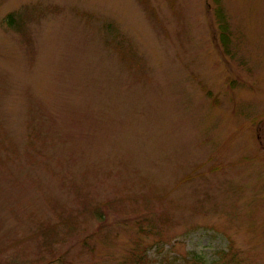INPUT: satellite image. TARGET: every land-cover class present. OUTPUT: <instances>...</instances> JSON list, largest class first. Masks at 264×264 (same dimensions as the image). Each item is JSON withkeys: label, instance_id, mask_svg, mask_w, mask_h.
I'll list each match as a JSON object with an SVG mask.
<instances>
[{"label": "rangeland", "instance_id": "obj_1", "mask_svg": "<svg viewBox=\"0 0 264 264\" xmlns=\"http://www.w3.org/2000/svg\"><path fill=\"white\" fill-rule=\"evenodd\" d=\"M218 1L0 0V264H264V0Z\"/></svg>", "mask_w": 264, "mask_h": 264}, {"label": "trees", "instance_id": "obj_2", "mask_svg": "<svg viewBox=\"0 0 264 264\" xmlns=\"http://www.w3.org/2000/svg\"><path fill=\"white\" fill-rule=\"evenodd\" d=\"M215 1L218 2V4H219L218 0H215ZM145 4H147V3L145 2ZM216 13H217L218 19L221 21L220 22L221 23V27H220L221 41L220 42H222L223 48L227 49L229 47V41H228V37H227V34L229 32V24L226 21V17L224 15L222 9L219 8ZM5 22L9 28L14 29V30H21L24 27L23 26L24 25L23 24L24 23V17L19 15L18 13H10L9 15H7ZM191 264H206V263L204 262V260L201 257L196 256V258H193ZM227 264H230V263L227 262ZM237 264H238V262H237Z\"/></svg>", "mask_w": 264, "mask_h": 264}]
</instances>
